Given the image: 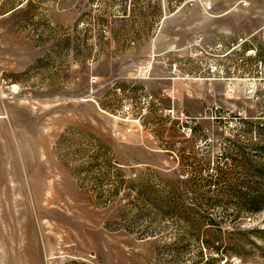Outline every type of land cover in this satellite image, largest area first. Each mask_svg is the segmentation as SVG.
Masks as SVG:
<instances>
[{
	"label": "rangeland",
	"instance_id": "374dc122",
	"mask_svg": "<svg viewBox=\"0 0 264 264\" xmlns=\"http://www.w3.org/2000/svg\"><path fill=\"white\" fill-rule=\"evenodd\" d=\"M244 34L264 61V0H0V264H206L219 244L264 264V209L187 200L196 237L178 216L127 229L147 168L264 181V72L216 55ZM231 140L256 170L232 171Z\"/></svg>",
	"mask_w": 264,
	"mask_h": 264
},
{
	"label": "trees",
	"instance_id": "16d2710c",
	"mask_svg": "<svg viewBox=\"0 0 264 264\" xmlns=\"http://www.w3.org/2000/svg\"><path fill=\"white\" fill-rule=\"evenodd\" d=\"M125 9H123V13ZM264 131V129H261ZM192 132V131H191ZM231 150L233 157L227 153V157L232 160L233 170L241 168L247 173L253 172L256 168L249 165V161L245 163L242 159H248L250 153H246L247 147L240 145L238 141L231 140ZM207 144V148H208ZM254 146V144H253ZM259 146V145H258ZM256 145V147H258ZM169 151L168 148H164ZM257 151L264 153V147L256 148ZM241 158V161H240ZM209 162L201 166H193L187 171L178 170L179 175L175 178H168L152 168H147V173L137 176L134 181L129 182L127 196L132 209L136 210L132 215H128L130 227L127 229L134 232L139 239H149L156 236L157 229L154 224L158 219H164L170 216H178L182 218L188 231L185 236L196 237L195 229L199 227V223L193 221L189 217L188 211L192 210L187 206V200L193 202V205L205 203L208 205H225L232 206L236 216L246 213L253 215L255 212L264 209V181L257 179L241 180L236 177H223L222 167L219 164L213 167L209 166ZM209 170H212L210 174ZM146 221L147 226L143 229H136L137 223ZM216 252L214 255L218 258L216 263L208 261L206 264H221L224 246L214 245Z\"/></svg>",
	"mask_w": 264,
	"mask_h": 264
},
{
	"label": "built area",
	"instance_id": "2783aa9c",
	"mask_svg": "<svg viewBox=\"0 0 264 264\" xmlns=\"http://www.w3.org/2000/svg\"><path fill=\"white\" fill-rule=\"evenodd\" d=\"M243 4L246 5L247 2H246V1H243ZM204 6H205V9H206V10H208V11L212 10V2H210V1L206 2V4H205ZM218 46H220V45H218ZM232 49H233V48H232ZM232 49H231V50H232ZM231 50H230V51H231ZM230 51L222 52V53H220V54H216V55H217V56H225V55H227ZM244 54H245V56L255 55V48L247 50ZM245 56H243V57L240 58V63L243 64L241 69H242V71H244L245 75H246L247 77H249L248 79H250V80L253 81L252 84H250V87L246 89V94L249 95V96H253V95H255L256 92H257V85H259V84L261 83V81H263V77H262V76H257V75H255V76H250V75L248 74V72H247V69H248V68H247V67H248V61H247V59H246ZM252 66H253V68H254V70H255L256 73L262 74V73L264 72V61H263V60H261V59L254 60ZM244 67L247 68V69H244ZM245 71H246V72H245ZM229 90H231V88H229ZM184 129H185V128H184ZM186 129H189V132H191V129H192V128H191V127H188V128H186ZM127 130L130 131L129 128H128Z\"/></svg>",
	"mask_w": 264,
	"mask_h": 264
},
{
	"label": "crops",
	"instance_id": "0c3cea01",
	"mask_svg": "<svg viewBox=\"0 0 264 264\" xmlns=\"http://www.w3.org/2000/svg\"><path fill=\"white\" fill-rule=\"evenodd\" d=\"M252 37V35H239L235 38H233V40L231 42H228L227 45H225L223 48V51L222 52H227V51H230L232 48V50L225 56H235L237 54L240 53V49L243 47L245 49V52L249 49H253L255 48V55H249V56H252L253 59H260L259 57H257V48L255 47V45L253 47L249 46L248 45V42L252 43V41L250 40V38ZM253 44V43H252ZM244 52V53H245ZM243 53V54H244ZM259 54V53H258Z\"/></svg>",
	"mask_w": 264,
	"mask_h": 264
}]
</instances>
